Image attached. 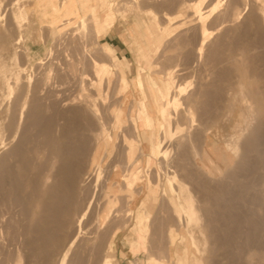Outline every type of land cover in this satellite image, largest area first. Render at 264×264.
Returning a JSON list of instances; mask_svg holds the SVG:
<instances>
[{"label":"bare ground","instance_id":"obj_1","mask_svg":"<svg viewBox=\"0 0 264 264\" xmlns=\"http://www.w3.org/2000/svg\"><path fill=\"white\" fill-rule=\"evenodd\" d=\"M196 1L199 6L207 0ZM10 2L9 25H0V58L7 53L9 59L0 65V78L8 79L7 96L20 89L15 98H22L14 102L19 107L11 133L5 134L0 127V264H34L52 255L56 264L82 263L83 257L78 259L77 254L70 260L69 255L85 231L95 202L96 207L104 209L102 215L96 212L99 225L108 223L114 213H119L116 210L125 207L121 208L126 218L122 222L133 221L135 231V240L125 253L137 256L144 251L146 264H169L164 258L167 254L155 257L154 243L150 248L148 238L152 230L174 221L172 215L182 233L180 236L175 228L165 225L172 251L169 255L177 256L174 264H222L223 259L228 264H254L255 258L264 257L260 256L264 254V0H214L209 4L207 18L201 21L203 24L200 22L201 26L196 25L201 33L196 56L206 59L211 74L210 83L201 80V85L196 86L198 100L194 91L195 99L188 96L190 92L185 96L183 83V87L176 85L177 94L172 96L170 84L164 79L166 69L161 70L163 76L157 77L158 91L145 77V94L144 78L140 75L135 80L136 91L131 90L125 76L130 63L111 48L107 49L108 62L92 58L94 77L88 81L85 69L78 73L80 68L74 61L66 60L68 64L64 66L61 55L57 56L60 51L57 55L53 51L56 42L52 43V39L63 41L58 38L67 30L65 20L77 14L80 32L92 25L100 34L104 24L95 17L97 0H40V18H46L48 11L56 15L63 10L46 26L40 25L39 28L48 29L42 34L46 41L42 40L40 46L36 40L31 41L35 27L29 20L27 23L30 0ZM106 6L111 7L110 0H101V9ZM4 16L2 11L0 20ZM198 16L199 13L194 17ZM51 46L55 55L50 52ZM21 55L25 60H21ZM167 75L173 79L174 71ZM75 83L78 90L74 91L70 85ZM182 115L188 119V129L180 123ZM214 127H222V144L211 138ZM164 139L176 143L166 145ZM144 158L147 170L159 165L166 171L160 194L173 213L169 211L165 216V208L162 212L164 206H160L162 219H154L160 207L150 200L147 188L157 179H144ZM192 173L200 179L207 176L211 182L195 179ZM154 174L150 173V177ZM203 213L209 226L205 221L207 226L200 223ZM168 215L171 221H167ZM66 228H72L73 234L55 251V257L53 248L59 246ZM209 240L216 241L217 248H209ZM219 254L223 258L215 260ZM102 259V264H113L110 255Z\"/></svg>","mask_w":264,"mask_h":264},{"label":"rangeland","instance_id":"obj_2","mask_svg":"<svg viewBox=\"0 0 264 264\" xmlns=\"http://www.w3.org/2000/svg\"><path fill=\"white\" fill-rule=\"evenodd\" d=\"M10 1L13 2L14 0H0V10H1L0 13L2 11L4 13H6V16H4L5 19L0 20V22L2 23V24L0 23L1 26L2 25H4V26L7 25L8 26L9 22L11 20L10 19L11 10H9V9H11L10 8V3H11ZM161 1H164L165 4H164V2H161ZM183 1L182 0H171V1L170 0H167V1L166 0H146V2H145L143 0V1H141L142 2V4H141L140 0H133V1L132 0H125V1H123V0H110L111 7L106 6L105 9H101V0H97V7L98 8H96V10H95V12H96L95 17H97V19L104 24V28L102 29V32H100V34L96 33L94 31L95 30L94 26H92V25H89V27L87 28L86 31L80 32L78 30V28H79L78 25H76L79 22L78 14L77 15H69L68 18L65 20V22L67 24V30H68V32L70 31L69 32L70 34L68 32H66L67 30H65L64 34L63 33L61 34L62 36L59 35L60 38L57 37L58 39H62L63 41H61V40L55 41L56 38H54L55 40L52 39V43L56 42V46H53L55 48L53 51L56 52V55H57V53L59 51L61 52V53L59 52L57 56L61 55L60 59L62 58L61 61L63 63H65L64 66H67L66 65L67 62H64V61L67 60L68 62L69 61H74L73 63L76 66V68L77 69L80 68V70L78 69V73L82 72L81 68H82V70L85 69L83 71L86 72V78L88 77L86 80L88 81L90 79L89 78L90 76H91V78L94 77L93 74H92L93 70H92V65H91L92 64V58H97L99 61L104 62V63H106V61L108 62L109 61V57L107 55L108 54L107 53V49L111 48V49L115 50V52L117 53L118 56H120V57L126 56L127 60L130 63V70L128 68H125V76H127L128 85H129V88L131 90L136 91L135 80L137 79L138 75H140L142 78H144L143 82H144V90H145L144 92H145V94L146 93L148 94L145 77H148L150 79V85H151L152 89L154 91H158L159 82L157 80V77L158 76H163V73H162L161 70L162 69H166L165 70L166 72H164V76H165L164 79H165V81H167L170 84L171 95L172 96L176 95L177 91H178L177 86H179V85L182 86L184 84L183 86L186 89L185 90L186 91L185 96H187L188 95L187 93L190 92L188 96L189 97H193V99H195L194 94H195V96L199 95L198 93L196 95V92H197L196 86L198 88V86L201 85L200 83L202 81H203L202 83H205V82L208 83V81L210 83V79H211V74L209 72L210 71L209 70L210 69L209 68L210 67L209 63L206 61L205 58H203V59L200 58L199 59V57L196 56V52H195L196 44H198V42H199V40L201 38V36H200L201 33H199L200 32L199 31L200 27L198 28V26H196V25L201 26L200 22L201 21L204 22V20L207 18L206 16H208V13H207L208 8H209L208 6H210L209 4L212 3V1H214V0H207L206 2H203L202 4H200L199 6L197 5V1L196 0H194V1L192 0V3H191V0H188V1L186 0L187 2L185 0H183ZM122 2H123V4H122ZM189 2H190L191 5L189 4ZM71 3H72V1H71ZM124 3H126V4H124ZM131 3H132V5H131ZM144 3H146V4H144ZM184 3H185V5H184ZM40 4H42L40 2V0H35V1L34 0H30V2H29L30 6L28 5L29 6V13H28V18H27V23H28V20H29L30 25L32 24L35 27V31L32 34V36L34 38L31 41L34 43V41L36 40L35 42L37 43L38 46H40L41 43L46 41L44 35H42V34L46 33L47 30H48V29H46V27H45L46 31L44 29L39 28L40 25L44 24L43 26H46L47 23H48V20H50L52 18H55L56 16H59L63 12V10H61L59 14L54 15V14H50V12L48 11L46 18H40V16H38L39 15V13H38L39 10L38 9H39V5ZM142 5L146 6V7L143 8V7H141ZM171 5L174 8H172ZM131 6H133V7H131ZM117 7H119V9H120L119 11L118 10L116 11ZM166 7H168V8H166ZM160 8H162V10ZM170 8H172V10ZM194 8H197V9L194 10ZM206 8H207V10H206ZM31 9H34L35 11L31 10ZM198 13H199L198 18L194 17L195 14L197 16ZM203 13H204V15H202ZM8 15H9V17H8ZM109 16H110V18H108ZM39 18H40V20H39ZM196 18L199 20V22H198V20ZM199 18H202V19H199ZM6 19H7V21H6ZM196 22H198V24ZM3 23H5V24H3ZM207 25H209V24H207ZM195 28H197V29H195ZM197 31H199V32H197ZM83 33H84V35H83ZM219 33L217 32L216 34H219ZM38 34L42 35L41 37H39L40 39L37 36ZM89 35H91V36H89ZM63 36H65V37H63ZM66 36L70 37L71 40H74V41H70V38H68V37L66 38ZM80 36H81V38H80ZM42 37L44 39H41ZM46 39L49 41L50 37L47 36ZM84 39H86V40H84ZM42 40H43V42H42ZM60 41L62 43L63 42L64 43L62 44ZM65 42H67V44H65ZM184 42H185V44H184ZM52 45H55V44H52ZM68 46L69 47L71 46L70 49L68 48ZM206 46L208 47V44H206ZM207 47H206V49H207ZM71 48H72V51H71ZM73 48L75 49L74 51H73ZM76 48H77V50H76ZM78 48H80V49H78ZM52 49L53 48L51 46V49H50L51 51L50 52H52ZM58 49H60V50H58ZM80 50H82V51L79 52ZM55 52L54 53L52 52L53 55H55ZM77 53H79V54H77ZM84 53L86 55L85 57H84ZM186 53H187V55H186ZM49 55H50V53L48 54V56ZM165 56H167V57L165 58ZM50 57H48V59ZM172 58H173V60H172ZM48 59H47V61H48ZM87 59L88 60L91 59V60L88 61ZM21 60H25V59H23L22 55H21ZM6 61H9L7 53L4 54L0 58V62H1L0 65H2ZM171 61H172V63H171ZM82 62H83V64H82ZM87 64H89V67H87L88 66ZM172 64H174V65H172ZM81 65H82V67H81ZM35 66H37V65H35ZM69 66L70 65H68V67ZM77 66H79V67H77ZM69 70H70V67L65 69V71H67V72ZM87 70H88V72H87ZM170 70L174 71V78L173 79H171L169 77V75H167V72H169ZM159 71H161V72H159ZM87 73L89 74V76H87L88 75ZM116 75H115V79H117ZM200 75H201V77H199ZM10 80L12 81V79H10ZM71 80H73V79L71 78ZM7 81H8V79L7 78L5 79V77H1L0 78V87L3 86V87L0 88V127H2V129L4 130V133L8 135V134L11 133V131H12L11 129L14 127L13 124L15 123V122L13 123V121H16V118H17V115H18L17 111H18V107L19 106H17L18 104L15 105V103H16V99H19L20 97L18 98V96H17V98H15L16 95H17L15 93L18 92V94H19L20 93V89H19V91L17 90L13 94H10V96H7V91H6L7 90L6 89L7 88L6 87ZM196 82H197L198 85L196 84ZM181 83H183V84H181ZM75 84L70 85V86H73L72 87L73 90L74 89L78 90V85L77 84L75 85ZM190 89H192V90L190 91ZM172 92H173V94H172ZM21 94H23V93L21 92ZM191 94H192V96H191ZM198 97H200V95L196 97L197 100H198ZM202 97L203 96H201V98ZM21 98H20L19 101H21ZM199 100H201V99H199ZM19 101H18V103H19ZM12 104H14V106ZM15 106H17V110L15 109L16 108ZM6 107H7V109L9 108V110H7ZM12 107H14L15 110H13ZM197 110H198V107H197ZM14 111H16V113ZM11 113H13L12 116L14 115V117L11 116ZM194 116H195V119H196L197 112H196V114ZM184 117L185 116L182 115L181 116L182 119L181 118L180 119H181L182 122H183V119H184L185 123L184 122L183 123L180 122V120H179V122L181 124H183L184 127L187 128L188 125H189V122H188V119L185 120ZM10 118H12V119H10ZM9 121H11L12 123L9 122ZM25 122H24V124L28 123V122H26V123ZM186 122L188 123V125H187ZM5 123H7V124H5ZM12 125H13V127H12ZM186 128H185V130H186ZM9 130H10V132H9ZM186 131H184V132H186ZM222 132H223L222 127H214V128H212V133L210 134L211 138L216 143L222 144V141H223V139H221L222 138V135H221ZM164 140H165V144L166 145H169V144L172 145V144L176 143V140H174L175 142H173V143L172 142L170 143L168 139H164ZM187 152H188V155H190L189 151H187ZM174 155H175V153H174ZM161 160H162V158H161ZM146 161H147V158H144V179L147 180V181H149V179H150L151 182H152L153 179L154 180L157 179V181H153V184H151L152 185L151 187L149 186L147 188V192L151 196L150 200L153 201V202H156L157 206H159V207L160 206L161 207L164 206V207H162V209H161V207L160 208L157 207L158 210H156L157 212H155L157 214H155V216H154L155 218L154 219H158V218L162 219L164 217V215L167 216L166 214H170L169 211L172 212V209L170 208V205L167 204L168 201L167 202H166V200L164 201V198L160 194L161 193V187L160 186L162 185V182L164 181V179H166V177H167L166 171H164L165 169L163 170V168H161L159 165L157 167L153 168V170H147V165H146L147 162ZM158 161H159V159H158ZM89 168H90V166H89ZM106 168H108V166ZM160 169H162V170L160 171ZM152 171H154V172L156 171L155 173H157V174L155 175L154 172H152ZM150 173H151V175L154 174L153 178L150 177L151 176ZM195 173H199V172L195 171ZM160 174H161V176H163V178L160 176ZM180 174H181V172H180ZM181 175H183V174H181ZM156 176H157V178H154ZM194 176H196V175L193 174V177ZM200 176H203V173ZM193 177H192V179H194V178L197 179V177H198L199 180H202L204 178V179H206V180L203 179L204 181L208 180L209 182H211L210 181L211 179L207 178V176H203V178H201V179H200L199 175H197V177H194V178ZM186 181H189V180H186ZM189 183L190 182H188V185L192 189L193 188L192 184L191 183L189 184ZM90 185H93V183L92 184L90 183ZM89 188L92 189L91 186ZM99 190L101 191V189H99ZM99 190H97V192H100ZM197 194H199V195H197ZM197 194L196 195L199 196V198H201L200 197V193H197ZM97 195H98V193H97ZM97 197H99V195ZM144 199H146L145 195H144ZM160 199H161V201L163 199L162 203H161ZM122 201L125 202V199H123ZM120 202H119L118 205H120ZM96 203L97 202L94 203V205H93V207H92V209L90 211L91 213H89V217L87 219V223H86V227H85L84 233L78 238V240L76 241L75 245H73V247H72L73 248L71 250L72 253H70V255H69L70 260H72V259L74 260L75 257H77V256H78L77 257L78 259L80 257L82 259V257H83L82 263L83 264H85V263L87 264V261L89 260V253H90V259L92 258L91 259L92 263H91V260H89L90 261L89 264H102V262H103L102 258L107 256V255L111 256V258L113 259V264H146L147 254L144 251L139 252V254L137 256H134V255L128 256L125 253L126 249L129 246V243L135 240V231L133 230V221L124 222V220H126V218L124 217V212H123L125 207L123 209V206L122 207L120 206L123 210H121V208L119 210H116V211H119V213H121V211H122V213H123V214L121 213L122 216H121V214L119 215V213L116 212V211H115L116 213L113 214V215L116 214L117 218H118V216H120L119 218L121 220L120 219H116L115 218L116 215L115 216L112 215L113 217H111V219L113 218V219H116V220L113 221V219H112V221H111V219H110V221L108 223H102V224L99 225L98 221L97 222L95 221V219L97 220V218H96L97 213L96 212H99V214L102 215L104 209L102 208V206L99 207V208L96 207L97 206ZM121 204L125 205V203L123 204L122 202H121ZM160 204H162V205H160ZM94 206H95L96 210H94ZM118 207L119 206H117V208ZM164 208H165L166 213L163 210ZM159 209H161L162 212L164 211V215H163V213H161V211ZM92 211H94V212H92ZM136 211H137V207L135 208V213H136ZM202 212H203V210H202ZM200 214H201V212H200ZM156 215H159V216L157 217ZM171 215H168V217L169 216L170 217H169V219L167 221H171V219H170ZM203 215H205V214L203 213L201 215V217ZM172 217H173L174 221L169 222L170 225L168 223H166L165 225L168 224L167 226H168L169 229L170 228H175L177 230L178 234L181 236L182 235L181 230H180V228H178L180 225L178 224L177 221H176L177 223L175 222L176 219L174 218L173 215H172ZM122 218L124 219L123 222H122ZM202 218H204V219H202ZM202 218L201 219L203 221L200 219V223H202L204 226H207L209 223L207 222L206 216L202 217ZM119 220H120V222H119ZM164 221L166 222V220H164ZM204 221L207 223V225H205L206 223ZM121 222L123 224H120ZM174 222H175V224H173ZM156 223L158 225V220H157ZM164 223H163V225H164ZM153 224L151 225V227H153ZM165 225H164V227H158L159 226L158 225L157 226L158 229L154 225V227L156 229L153 228L155 230H152V233H153L151 235L152 238L151 237H149V238L151 240L153 239V241H156V243L153 242V241H150L149 238H148V240L151 243H149V242L148 243H149V246L150 245L152 246V247L150 246V248H153L155 246V248H153V250H154V255H155L156 258L157 257L160 258L162 256H165L164 254H167V256L164 257V258L168 259V263L169 264H172V262L174 264L176 262V257L177 256L175 254H173L172 256L169 255V250L171 251V249L169 248V244H168L169 240H168V235H167V231L169 229L167 230V226H165ZM97 226H99V228ZM115 226H117V227H115ZM120 226H121V228H120ZM65 230H64L65 235L62 234V241L59 242V246L55 245V247L53 248L54 250H53L52 253H54L55 257H56L55 251L57 253L60 250L63 242L66 241V240H69L70 237L73 234L72 233L73 232L72 228H70V229L68 228L66 231ZM156 230L157 231L159 230V232H157ZM153 231H156V232H153ZM64 232H62V233H64ZM207 233L209 234V229H208ZM160 235H162V236H160ZM211 242L212 241L209 240L207 243L210 244V245H207V246L209 248L213 247V249L217 248L216 241L214 243H211ZM153 243H154V246H153ZM158 244L161 245V247H159ZM209 248L206 247L207 250ZM157 250H158V252H155ZM207 250H205L206 253H207ZM83 251H85V252H83ZM105 252H106V254H105ZM73 255H75V257ZM262 255L264 256L263 253L260 254V256H262ZM216 256H214L213 258H215ZM184 257H185V253L183 254V258ZM198 257H200V256H198ZM219 257L223 258L222 255L219 254L215 258V260L217 258H219ZM50 258L41 259V260L38 259L37 262L35 261L34 264H36V263H38V264H56V263H54V260L56 262V259L53 257V255ZM221 258H220V261H221ZM48 259H50V260L47 261ZM86 259H88V260H86ZM200 259H201V257H200ZM202 260H203V257H202ZM254 260H255L254 264H264V261H263L264 257H257ZM256 261H257V263H256ZM210 262H212V261H210ZM225 262H228V261H225L223 259L222 260V264H228L229 263V262L228 263H225ZM22 263L26 264V262H23V261H22ZM82 263L79 262V264H82ZM68 264H71V263H68Z\"/></svg>","mask_w":264,"mask_h":264}]
</instances>
